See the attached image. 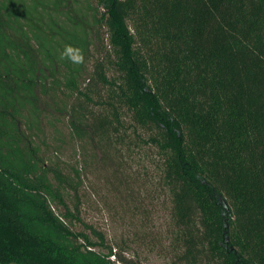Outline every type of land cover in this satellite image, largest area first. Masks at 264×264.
I'll use <instances>...</instances> for the list:
<instances>
[{"label": "trees", "instance_id": "obj_1", "mask_svg": "<svg viewBox=\"0 0 264 264\" xmlns=\"http://www.w3.org/2000/svg\"><path fill=\"white\" fill-rule=\"evenodd\" d=\"M50 116L130 215L161 200L171 264H264V0H0V264H140L39 156Z\"/></svg>", "mask_w": 264, "mask_h": 264}, {"label": "rangeland", "instance_id": "obj_2", "mask_svg": "<svg viewBox=\"0 0 264 264\" xmlns=\"http://www.w3.org/2000/svg\"><path fill=\"white\" fill-rule=\"evenodd\" d=\"M89 2L94 4V0ZM67 124L68 118L65 116H62L60 122L50 116V119L41 124L46 134L45 142L39 144L36 140L34 146L39 145L40 157L49 158L52 163L59 159L58 165L63 170L67 171L71 166L80 170L78 195L81 204L79 216L82 222L102 234L105 243L114 247L113 252H120L119 247L127 248L125 252H120L126 259L140 264H171L165 250L160 251L159 247L150 244L153 242L151 237L157 236V240L162 238L166 223L161 200L153 204L154 208L148 200L144 202L147 209H154L152 218L144 220L142 215H130L131 202L121 203L112 193L105 173L99 171L98 152L92 151L89 146L70 136ZM73 229L83 231L92 241L98 242L90 233L92 231L80 223H75ZM111 260L116 258L111 257Z\"/></svg>", "mask_w": 264, "mask_h": 264}, {"label": "clouds", "instance_id": "obj_3", "mask_svg": "<svg viewBox=\"0 0 264 264\" xmlns=\"http://www.w3.org/2000/svg\"><path fill=\"white\" fill-rule=\"evenodd\" d=\"M61 59H67L74 65H82L85 63L84 51L80 47L65 45Z\"/></svg>", "mask_w": 264, "mask_h": 264}]
</instances>
